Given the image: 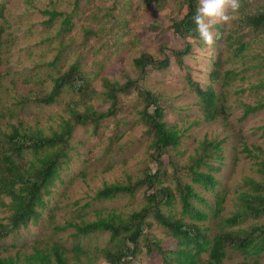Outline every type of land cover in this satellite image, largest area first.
Segmentation results:
<instances>
[{"label": "rangeland", "instance_id": "1", "mask_svg": "<svg viewBox=\"0 0 264 264\" xmlns=\"http://www.w3.org/2000/svg\"><path fill=\"white\" fill-rule=\"evenodd\" d=\"M245 1L251 3L244 5ZM263 3L264 0H240L239 11L232 14L235 18L215 26V42L211 47L199 37L187 38L192 49L179 66L171 51L184 47L185 40L173 32L171 23L186 12L183 0H0L4 6L0 18L1 130L9 131L10 125L20 124L19 128L27 132L50 135L60 130L63 119L70 117L71 102L80 112L86 105L107 112L111 104L102 94L104 80L123 84L131 79L159 95L163 121L181 133L177 147L160 156L161 165L157 164L151 156L153 149L149 148L148 127L140 118L144 102L137 88L131 87L126 94L117 93L115 110L104 116L96 129L91 122L74 124L68 139L69 157L62 165L60 179L51 193L44 196L46 204L39 209V219L0 238V257H18L17 264H26L25 255L35 247L45 249L54 242L68 248L80 242L93 256L95 246L107 244L109 233L75 239L73 227H56L79 222L82 217L92 220L96 212L107 209L113 208L124 216L139 210L145 193L151 191L146 186L138 188L132 197L122 195L110 200H95V192L104 184L126 183L128 177L133 181L159 166L169 180L174 171L170 160L180 168L202 157L209 166L218 168L211 171L218 182L214 189L193 186L206 202L198 203V207L208 212V219L200 224L209 227V236L219 232L221 218L238 208L237 196L248 188L245 181L250 178L264 181V172L259 170L264 159V106L242 117L245 104L264 105V32L255 34L242 21L246 11L253 12ZM45 9L63 11L70 18L71 29L65 30L64 15H57L45 25L43 21L49 18V14L41 12ZM161 43L165 45L159 50ZM240 43L244 45L243 51L236 54ZM141 52L150 53L154 59L167 56L170 64L161 70L146 68L142 76L134 64V58ZM74 62H78L95 93L84 100L79 92L63 88L53 103L35 102L36 97L51 90L52 78ZM187 75L200 87L215 91L219 114L214 120H205ZM205 142H219V147L214 150L207 145L204 149ZM207 168L204 163L200 166L201 170ZM176 172L183 181H190L181 168ZM216 195L223 202L214 216ZM4 201L9 202V198ZM178 209L176 204L175 210ZM9 214L10 210L0 207L2 223L8 222ZM262 222L264 217L250 219L241 226ZM145 233L160 239L164 248L175 245L165 229L156 224ZM65 254L71 257L72 252ZM206 257L207 254L202 255L203 259ZM253 258L227 248L223 264ZM258 260L264 264V252ZM89 263L107 264L102 258ZM133 263L162 264V261L156 252L147 254L142 247Z\"/></svg>", "mask_w": 264, "mask_h": 264}, {"label": "trees", "instance_id": "2", "mask_svg": "<svg viewBox=\"0 0 264 264\" xmlns=\"http://www.w3.org/2000/svg\"><path fill=\"white\" fill-rule=\"evenodd\" d=\"M156 1L159 0H149ZM251 1V0H250ZM251 2H243L248 5ZM186 12L181 18H173L171 27L173 32L185 40L184 47L172 50V57L179 65H183V58L191 52L192 45L187 38H197L193 16L197 7V0H183ZM4 6L0 5V18H3ZM49 14V18L43 23L48 25L57 15H64L62 22L67 25L65 30L71 29L70 18L63 11L42 10ZM242 21L252 29L255 34L264 32V3L256 7L253 12L246 11ZM91 33V32H90ZM161 43L159 50L164 46ZM244 45L240 43L236 54L243 51ZM134 64L139 73L144 76L146 68L161 70L170 64L169 57L154 59L148 52L134 58ZM229 71H226V75ZM188 84L198 96L205 120H214L219 114L216 106L217 95L208 87H200L197 81L186 76ZM51 90L43 96L36 97L35 102L49 105L53 103L63 88H69L72 92H79L82 99L90 98L94 93L90 80L81 70L78 62L70 64L66 70L52 78ZM105 90L102 94L105 101H110V110L99 112L93 110L91 105H86L83 112L76 109L71 102L68 107L70 117L63 119L59 131H53L50 135H42L39 131L27 132L20 129V124L10 125L9 131L0 129V207L10 210L7 216L8 222L0 221V238L26 226L29 222H36L40 217V210L46 204L44 196L51 193V188L60 179L62 165L69 157L67 148L68 139L73 131L74 124L84 125L93 123L94 129L99 126V121L115 110L117 93H128L131 87H136L139 96L144 102L140 118L148 127L151 136L149 148L153 149L151 156L161 165L160 156L167 154L172 148H176L180 142L181 133L175 126H168L164 118V109L159 104L160 97L153 90L139 86L137 80L128 79L123 84L116 81L104 80ZM153 110L150 111V107ZM263 104L252 106L245 104L243 118L249 113L255 112ZM2 113L0 112V117ZM71 118L73 119L71 121ZM217 150L219 142L212 144L205 142L206 146ZM248 152L249 149L246 148ZM169 163L173 167V176L166 178L165 170L160 166L155 171H147L142 177L130 180L126 183L114 182L104 184L95 192V200H110L118 196L132 197L135 191L146 186L151 189L144 195V203L139 210H134L126 216L115 209H107L103 213L96 212L94 219L82 217L79 222H66L64 226L58 225L57 229L73 227L72 236L87 237L91 234L109 233L105 246H95L94 255L80 242H76L71 248L65 247L59 242H54L45 249L34 248L33 252L25 255L26 264H90L98 258H102L107 264H134L136 253L145 247L147 254L156 252L162 264H223L225 251L230 248L238 251L245 257H255L251 260L239 261L236 264H262L258 257L264 252V222L251 223L245 227L241 225L250 219L258 220L264 217V181L248 179L245 181L248 188L237 196L238 208L230 215L221 218L222 229L209 236V227L200 223L208 219V212L199 208L198 203L206 204L193 186L198 184L205 190L214 189L218 183L211 173L218 170L209 166L202 158L197 157L188 166L180 167L189 176L190 181H183L177 174L180 169L173 160ZM204 163L207 170H201ZM260 172H264V159L259 165ZM165 174V175H164ZM164 177L165 180H162ZM170 181V182H169ZM172 184H174L172 186ZM213 215L217 216L223 199L216 195ZM8 197L9 202L4 198ZM176 204L179 209L175 210ZM40 209V210H39ZM153 224L165 229L166 234L174 241L175 245L164 248L160 239L152 238L145 230H149ZM225 228V229H223ZM72 252L71 257L65 253ZM203 254H207L205 259ZM18 253L15 255L17 256ZM18 257H0V264H17ZM74 262L70 263L69 260Z\"/></svg>", "mask_w": 264, "mask_h": 264}, {"label": "clouds", "instance_id": "3", "mask_svg": "<svg viewBox=\"0 0 264 264\" xmlns=\"http://www.w3.org/2000/svg\"><path fill=\"white\" fill-rule=\"evenodd\" d=\"M240 7V0H198L193 22L199 39L211 47L215 42V26L234 19L232 14Z\"/></svg>", "mask_w": 264, "mask_h": 264}]
</instances>
